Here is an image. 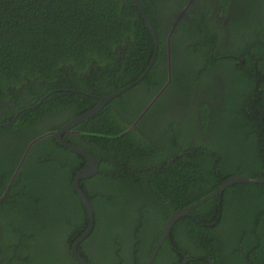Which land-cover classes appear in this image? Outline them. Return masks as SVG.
I'll use <instances>...</instances> for the list:
<instances>
[{
    "label": "trees",
    "instance_id": "1",
    "mask_svg": "<svg viewBox=\"0 0 264 264\" xmlns=\"http://www.w3.org/2000/svg\"><path fill=\"white\" fill-rule=\"evenodd\" d=\"M140 1L158 35L157 54L153 34L134 0H0V109L12 104V115L4 109L10 117L29 106L13 126L29 130L25 141L29 145L47 130L48 115L54 119L68 116L71 110L74 115L85 113L99 103L96 96L135 84L76 125L85 143L70 139L100 160L97 174L81 180L95 210L93 233L86 239L94 242V256L86 253V240L80 245L90 264H144L161 235L163 220L171 213L211 194L235 173L264 175V0H218L213 9L205 7L200 12L191 11L187 0H179L191 18L180 22L170 56L167 30L159 22V10L167 7V0ZM229 12L237 15L227 28L233 26L230 41L239 38L242 62H236L231 52L217 51L224 36L220 40L215 23L222 24ZM207 49L217 52L205 54ZM222 64L231 66V74L238 73L235 90H229L224 99L217 98L223 116L211 115L210 123L201 127L202 137L195 122L183 131L176 122L159 125L158 135L175 141L171 150L183 155L164 149L169 151L165 159L151 164L156 149L137 135V128L123 115L136 120L167 81L171 83L159 101L174 104L172 112L174 106L178 112L185 100L179 88L186 83L183 78L194 83L200 72ZM246 70L259 76L249 77ZM246 81H254L248 97L241 87ZM194 89L192 84L182 94L191 97ZM26 99L29 103H23ZM184 109L183 116L194 121L196 106ZM50 124L51 129L61 126L57 121ZM171 128L179 132L175 139ZM4 129L11 128L0 127ZM82 159L84 165L85 158L58 144L53 136L33 144L29 184L21 185L29 189V233H22L28 226L17 230L23 241H29V263H63L64 256H69L66 247L86 231L89 212L73 186ZM171 159L175 160L170 166ZM215 162L222 165L221 173ZM210 175L214 181L204 182ZM131 192L140 200L121 198ZM12 204L14 209L8 215L0 212V218L14 219L13 211L23 205ZM147 246H152L149 253ZM164 252L177 264L186 256L187 264H264V183H236L193 208L176 221L155 264Z\"/></svg>",
    "mask_w": 264,
    "mask_h": 264
},
{
    "label": "flooded vegetation",
    "instance_id": "2",
    "mask_svg": "<svg viewBox=\"0 0 264 264\" xmlns=\"http://www.w3.org/2000/svg\"><path fill=\"white\" fill-rule=\"evenodd\" d=\"M171 1L167 0V7L159 10V22L167 30V35L165 36V40H166V45L169 49V56L171 55L170 48H171V43L174 40L173 36L175 33H177L180 22L188 21V18L189 19L191 18L190 12L184 11V8L181 7L179 0H171ZM187 1H188V5L191 7L190 10L193 12L195 11L200 12L205 7H207V9L210 7H211L210 9H213L217 5V2H218V0H187ZM219 16L221 17V15ZM236 17L237 15L235 13L233 14L229 12V13H226V17L224 18V20H221L222 24L215 23L216 25H218L217 30H220L219 31L220 40H222L224 36V40L222 42H219L220 49H218L217 51L220 50V52L222 53L226 52L227 54L231 52V56L234 58H237L236 62H242L243 61L242 57L238 55V53L240 52L239 49L241 48L240 41L237 40L239 38L234 37L233 40L230 41V37L232 35L231 30L233 29V26H231L229 29L227 28L230 26V20H235ZM253 29H256V26L253 27ZM212 51L217 52L214 49H207L205 54L211 53ZM212 56L214 57L213 53H212ZM169 64L171 65L170 60H169ZM230 69H231L230 65L222 64L216 70L200 72L199 79L197 77H194V81H195L194 83L192 82L188 83L189 79L187 77H184L183 80H185L186 83L179 85V88H180V94L185 100L182 102V105L179 106L178 112H177L176 106H174L175 110L172 112V106L174 104L173 105L168 104V101L166 102V100L159 101L162 92H164L167 86H169L171 83L167 81V83L164 85L162 90L159 93H157L152 98L151 101L147 103L146 108L143 109V111L141 112V115H139L136 118V120L133 118V115H123L124 119H126L128 122L132 121L131 126L133 128L134 127L137 128V131H136L137 135L139 134L138 135L139 137L141 136L147 139V141L149 142V145L156 149V155L150 159L151 164L155 163L157 160L165 159L164 153H167L169 151L175 152L179 157H182L181 155H183L181 151H180L181 153L180 154L179 152H176L177 150L176 151L171 150L172 145L176 143L174 140H173L174 143H172L170 140L161 138L158 135L159 125L163 123L171 124L173 122H176L178 130L181 128V130L183 131L187 126L188 127L193 126L195 122L196 130L199 127V130H201V137H202V136H205V134L202 132L201 127H205L210 123L211 121L210 118H212L211 115L217 114L220 117L223 116L224 109L219 108L217 98L218 97L222 99L226 98L227 94L229 93V90L234 91L236 88V85L238 84V82L235 81V78L238 75V73L234 72L231 74ZM246 74L249 75V77L259 76L257 72L253 73L250 70H246ZM261 78L262 77H260V79ZM248 80H251V79H248ZM192 84L195 85L193 94L191 97L186 98L182 94L183 92L182 90L187 88L188 86H191ZM253 85H254V81H246L243 83L241 87H243L244 92H246L248 90L254 89L252 88ZM241 87L238 89V91L241 89ZM145 93L149 96L151 95L150 92L145 91ZM249 93L250 92L248 91L245 93V95L248 97ZM180 94L178 93V96H180ZM157 101L159 102L156 108L153 111H151V108L154 106V104ZM23 103H29V100L26 99L23 101ZM176 103H177V99H175V104ZM187 105L196 106L195 112L198 114H196V118H194V121L193 120L191 121V119L188 116H185V115L183 116V109ZM206 106L208 107L209 111L206 109ZM198 107H199V110H198ZM27 108L29 109V106ZM27 108L25 107L22 108L17 113H15L14 116H10V117H8L5 114L4 109H7L10 112V115H12V113L14 112V107L12 106V104L0 109V127L11 128L8 130L4 129L0 131V212L8 215V212L10 211V209H14V205L12 204L14 201L19 202V204L23 205L19 209H15L13 211L14 219L12 221L4 219V218H0V246H1L0 257L2 260V264H36L38 263V260H35L36 263L34 262L29 263V252H30L29 251V241H23V239H21V234L19 235L17 233L18 229L25 230L26 226H28L27 229L22 233L24 234L29 233V221L27 219V217L29 216V189L25 191L21 188V185L22 183L23 185L29 184V153L31 151L33 144H35L36 142L45 140L49 136H53L55 141L61 146H64V145H62L60 140H65V141L70 142V139L72 137H75V140H79L81 144H83V142L85 143L84 140L82 141L80 140L82 135L80 133V130L75 129L76 125L73 128H71L70 132L63 134L60 138L57 134V132L61 130L66 123H68L70 120L74 119L75 117L83 114V113H80L79 115H74V112L71 110L68 116H65L62 118L55 117L54 119H52L51 117L53 114L48 115L47 116L48 119L45 120L47 124H45L44 126V127H48L47 130L37 135L36 138L33 139V141L30 142V145H29V142H25L27 139H29V130H20V129L16 130V128H13L15 122L18 120L20 116H22V113L25 110H27ZM203 118L205 119L204 124L201 123ZM55 121L61 124V126L60 128H57V129H51L52 128L51 126L53 124H50V123H54ZM178 130L172 129V128L169 129V131L171 132L170 136L172 137V139H175L177 137L179 133ZM154 132L156 133L157 137H154ZM184 133L186 134L185 131ZM210 133H216V132L214 130H211ZM181 137L183 138L182 133H181ZM186 139L184 138L185 142H186ZM191 139L194 141L196 137L193 136V138ZM79 146L89 150V148H87L85 145L84 146L79 145ZM21 147H24V148L22 149ZM164 149H168L169 151H164ZM76 154L79 157L86 159V163L84 165H81L83 163V159L80 161L79 167L82 166L81 168H83L87 164V158L82 154H79V153H76ZM174 160L175 159H171L170 163L168 164L171 166L172 163H174ZM217 160H220V159L217 158ZM187 161H189V159H187ZM187 163L188 162H186V164ZM201 165L204 166L203 164ZM224 165L225 163L223 164V168H224ZM213 166L218 167L219 173H221L220 171L222 168L221 164H217L215 162L213 163ZM151 168H152V165L147 166V169L150 170ZM238 174L240 173H235L234 175H238ZM74 179H75V176H74ZM144 180H147V179L144 177ZM212 181L214 180H212L211 175L209 176L208 179L204 180V182H212ZM223 181L220 183L219 187L215 189L214 191H212L211 193L217 191L220 188ZM237 183H244V182H237ZM234 184H231V185H234ZM73 186H74V180H73ZM111 188L113 189V187ZM121 198L123 200L127 198L128 199L127 201H133V202L140 200L139 195L135 192H131L128 195H126V197H121ZM151 206L152 204L149 202L148 209ZM165 208H167V206ZM162 210L163 208L159 209L158 212H162ZM134 212L135 211H132L130 214L133 215ZM165 220H163L164 223L162 225L161 235L158 238V241H156V243L154 244L155 246L153 247V250L151 251L149 257L146 259L144 264H155L157 255L160 252V249L162 248L163 244L165 243L167 239L171 238V233H170V237L165 238V240L161 242V239L163 237V233L165 230V225L167 222V220L166 221ZM9 224L11 225L10 227H9ZM90 224L91 223H90V218H89L88 226H90ZM93 224L94 225L92 227L90 234L93 233L95 222ZM12 233H16L15 236H13ZM89 235L83 240H81L78 244V252L86 260V262H88V264L90 263L85 257V255L81 252L80 245L82 242H84L89 237ZM80 236L81 235H79V237ZM79 237H77L74 240L71 246L66 247L67 249H69V256L68 257L64 256L65 261L61 264H82L79 261V259L76 257L74 250H73V246ZM92 237L95 239H98V234H93ZM140 239L147 242L146 236H142ZM93 245H94L93 241H87V240L85 241L86 253L88 255L92 254V256H94L93 255V250H94ZM147 247L149 248L147 253H149L151 250L150 248L152 246H147ZM172 247L175 248L176 250V247L174 244H172ZM182 254L187 255L185 253H182ZM170 259H172L170 254L168 252L166 253L164 252L163 255L160 256V258L158 259L159 260L158 264H165V263H170V262L172 264H177L176 262H173V260H170ZM188 260L189 258L186 256L185 260L181 264H187ZM132 262L133 261H130L129 264H132ZM48 264H51V263H48Z\"/></svg>",
    "mask_w": 264,
    "mask_h": 264
},
{
    "label": "water",
    "instance_id": "3",
    "mask_svg": "<svg viewBox=\"0 0 264 264\" xmlns=\"http://www.w3.org/2000/svg\"><path fill=\"white\" fill-rule=\"evenodd\" d=\"M136 5L139 7L142 15H143V19L145 20L148 28L150 29L151 33L153 34V37L155 39L156 42V54H157V48H158V35L157 32L153 26L152 21L150 20L148 14L146 13V10L144 8V6L142 5L140 0H134ZM156 54L151 62V65L148 67V70L143 74L142 77H144L147 72L149 71V69L151 68L152 64L154 63L155 59H156ZM171 72V69L169 70ZM142 77L139 79L141 80ZM135 84H131L128 85L108 96H96L99 99V103L92 109H90L89 111L83 113L82 115H79L77 117H75L74 119L70 120L68 123H66L63 128L61 130H59L57 132L59 138L67 133L71 131V128H73L75 125H77L78 123L90 119L91 117H94L96 114H98L104 107L105 105L112 101L113 98H115L116 96L121 95L122 93H124L125 91H127L128 89L132 88ZM62 145H64L66 148H68L69 150L82 154L87 158V164L81 168L79 170V172L76 174L75 179H74V188L77 191V193L79 194L80 198L82 199V201L84 202L88 212H89V218H90V226L87 227L86 231L83 232L81 234V236L78 238V240L75 242L74 246H73V250L74 253L76 255V257L79 259V261L82 264H88V262H86V260L80 255V253L78 252V244L81 240H83L84 238H86L93 227V223L95 222V210L93 207L92 202L90 201V199L88 198V196L85 194L84 190L81 187V180L85 179V178H89L91 176H94L95 174H97V172L99 171V167H100V160L89 150L77 145V144H73L70 143L68 141L65 140H60ZM237 182H244V183H251V184H257V183H264V175L263 176H259V177H249V176H245V175H233L229 178H227L226 180L223 181V183L221 184L220 188L209 194L204 196L203 198L198 199L197 201L191 203L190 205L186 206L183 209H179L177 211H174L170 217L168 218L166 225H165V230L163 233V237L161 239V242H163L165 240V238L170 237V233L171 230L175 224L176 221H178L180 218L189 215L191 210L193 208H195L196 206L200 205L201 203L209 200L210 198L216 196V195H221L224 190L231 184L237 183ZM0 253H1V246H0ZM0 264H2V260L0 257Z\"/></svg>",
    "mask_w": 264,
    "mask_h": 264
}]
</instances>
